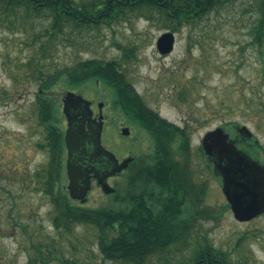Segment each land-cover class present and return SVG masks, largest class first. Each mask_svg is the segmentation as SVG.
Here are the masks:
<instances>
[{"label": "rangeland", "instance_id": "374dc122", "mask_svg": "<svg viewBox=\"0 0 264 264\" xmlns=\"http://www.w3.org/2000/svg\"><path fill=\"white\" fill-rule=\"evenodd\" d=\"M151 11L131 12L99 28H69L66 36H59L56 46L47 43L48 20L44 16L28 19L17 10L6 16L0 11V264H131L104 256L99 247L102 232L96 225L64 220L56 224L55 217L61 216L63 208L55 207V196L67 198L62 199L63 206L75 209L108 207L117 212L123 205L120 194L113 198L101 195L96 182L85 202L72 198L61 156L56 158L54 191L47 183L51 165L49 152L40 146L46 130L39 122L37 95L42 75L57 72L40 95L46 102L52 101L54 124L61 117L59 124L66 127L62 100L70 93L110 103L103 142L121 159L128 154L138 159L129 171L112 179L118 182L120 193L127 192L130 178L137 181L136 193L147 192L144 182L151 172L147 147L152 139L159 142L142 119L133 123L122 110L147 117L153 111L158 122L166 120L188 138L178 164L189 163V177L197 174L198 184H206L205 198L193 207L203 215L188 219L186 247L174 243L148 255L144 264H181L208 240L232 263L264 264V212L249 221L237 220L221 177L211 172L201 152L204 135L222 127L247 155L264 165V46L260 48L251 34L258 16L255 0H231L193 24H182L177 31L172 29L173 21L166 22L165 17ZM167 30L175 32L176 42L172 52L163 54L157 39ZM90 59L121 67L145 110L139 113L132 109L140 103L124 101L108 80L72 83L68 82V72L60 74L63 67L73 71L74 64ZM79 71L81 74L84 68ZM111 103L118 109H111ZM236 125L246 126L252 136L239 133ZM122 127H130L131 134H123ZM172 128L162 132L175 136L182 145V135ZM157 153L154 162L163 156L161 150ZM172 159H176L175 153ZM186 207L183 203L182 208ZM108 235L111 238L118 233L109 231Z\"/></svg>", "mask_w": 264, "mask_h": 264}, {"label": "trees", "instance_id": "16d2710c", "mask_svg": "<svg viewBox=\"0 0 264 264\" xmlns=\"http://www.w3.org/2000/svg\"><path fill=\"white\" fill-rule=\"evenodd\" d=\"M229 1L231 0H0V11L5 12L2 14L6 16L17 10L25 13L28 19L34 18V15L44 16L48 20L45 31L48 35L47 43L56 46L57 40L63 35L66 36V30L69 28L71 31L99 28L112 21L125 18L129 13L135 11L147 10L149 12L153 10L160 17H165L166 22L173 21L172 29L177 31L182 24H193L196 19L198 20L211 9L223 6ZM255 12L258 16L251 34L254 37V42L263 48L264 0H255ZM73 67H75L73 71L65 67L60 70L61 72L59 71L60 74L68 72V82L80 83L93 78L108 80L107 82L116 87L124 101L140 103L139 108L131 105L132 109L139 113L142 112V109L145 110L146 105L141 97L135 94V88L126 81L121 67L97 59L82 60L78 65L74 64ZM79 68H84L81 74ZM57 73L42 75L40 88L51 84L54 77H57ZM39 102H41L39 107L42 120L47 122L50 120L51 114L50 103L41 97ZM151 112L153 115L150 117L141 116L137 113L136 115L155 132L161 147L162 140L157 136V132L172 127L162 118L158 122L156 113ZM172 130L182 135L181 148L186 147L188 138L183 136V130L176 128H172ZM174 137H169V139ZM57 142L54 145L56 150ZM156 162L157 164L155 163L150 168L151 172L148 179L141 181H145L144 183L150 192L147 190V192H143L144 194L133 193L132 191H136L133 190V187L137 186V181L131 178L127 192L123 193L125 202L121 200L123 205L117 212L110 211L111 209L108 207L95 210L75 209V207L72 209L70 206H63L62 199L67 198L58 199L55 196V207L63 208L61 216L55 217L57 218L56 224L64 220L65 223L77 221L96 225L102 232L99 238V247L104 256L111 260L121 259L131 264H144L148 255L163 250L172 243L180 242L183 244L182 247H185L190 226L185 227L182 223L184 220L177 218L175 212L182 209L183 203L187 201V196L192 200L202 202L203 193L196 191L192 195L191 193L188 195L190 187L187 181L191 179L188 175L191 171L189 163H180L177 166V162L172 159L169 150L163 151V156H160ZM55 165L52 164L50 168L47 182L53 191L56 186L54 171H57V167ZM149 182L150 185H148ZM154 184L159 187V191L158 188L154 187ZM109 231H115L118 235L110 238ZM205 248L214 255L219 253V250L209 240L204 245L199 246L198 252L200 253ZM195 256L196 252L194 251L190 259L187 261L184 259L181 264H193L192 259ZM223 262L224 264H236L230 262L227 255Z\"/></svg>", "mask_w": 264, "mask_h": 264}, {"label": "water", "instance_id": "95a60500", "mask_svg": "<svg viewBox=\"0 0 264 264\" xmlns=\"http://www.w3.org/2000/svg\"><path fill=\"white\" fill-rule=\"evenodd\" d=\"M176 42L174 32H163L157 39V47L163 54L172 52ZM65 110L82 103L86 108L89 101L81 95L68 94L65 98ZM72 123L73 118L70 116ZM83 124L68 129L66 141L69 149L68 173L70 177L69 191L73 198L85 201L91 188L90 172L96 170L93 161L101 160L102 156L109 158L112 165L98 172L99 183L106 193L114 192L106 178L121 172L127 168L133 157H127L121 163L115 154L102 145V123L98 127L90 125L86 131ZM246 137L252 133L246 126L238 128ZM124 134L129 130L124 128ZM93 144V149L91 150ZM203 147L209 157H215V170L219 172L223 180V192L230 203L236 219L248 221L264 212V165L249 157L239 149L236 141L230 138L222 127L209 131L203 138ZM80 154V156H79Z\"/></svg>", "mask_w": 264, "mask_h": 264}, {"label": "flooded vegetation", "instance_id": "af4514ba", "mask_svg": "<svg viewBox=\"0 0 264 264\" xmlns=\"http://www.w3.org/2000/svg\"><path fill=\"white\" fill-rule=\"evenodd\" d=\"M43 91L44 90H42V89L40 90V92H41L40 95L44 94ZM78 95H81L83 98L90 101L89 105H88L89 107L86 108L82 103H79L75 107H72V108L70 107L69 112H67L65 110V103H64V99H63L62 103H63V108H64L63 112L65 115V118L63 119L62 123L65 122L66 127H64L62 124H59V123H61L60 122L61 117L56 118L57 120H59V123L54 120L56 125L53 122L54 117L52 116V114H50V120L47 122H45L39 118V122L41 123L42 126H44V128L46 130L45 140H44V142H42L40 144V146L45 148L49 152L48 165H51V166H52V164L57 165L56 158L61 156L62 157V160H61L62 169L66 171L68 184L70 182V177H69V173H68V160H69L70 155H69V149H68V145H67V141H66V134H67L68 129L71 127V125L78 126L80 124H83V126H84L83 128L86 131H89L90 125L95 126V128H97L99 123L101 122L102 123V135H101L102 145L106 149L111 150L103 142V135H104V132H105L106 127H107V119H108V113H109V109H110V105H109L110 103L108 105L106 102H102V101L96 103V102H94V100L91 97L89 98L84 93H81ZM47 102L51 103L52 101L49 100ZM117 103L120 104L122 102L117 101ZM111 109H113V110L118 109L117 104L111 103ZM122 111L125 114H127L126 117L128 119H130L133 123H135V122H137V120H139L138 117L133 112H131V111L126 112L124 110H122ZM70 116L73 118L72 123H71L70 118H69ZM112 121L115 122V117L112 118ZM139 126H140V128H142L147 133L150 132L147 128H144L140 123H139ZM124 128L129 130L128 135L131 134L130 133L131 132L130 127H122L121 129L123 130ZM122 130H121V132H122ZM160 135L163 136L161 138H164L166 140L165 142L161 141L162 142V148H163L162 150H164V151L169 150L171 152L172 158H173V154L175 153L176 159L178 161L176 165L179 166L180 164H178V163L182 160V151H181L182 148H181L180 142H176L175 138L169 139V137L167 135H165L162 131H160L159 137H160ZM234 140L236 141V144H238V140L236 138H234ZM56 141H58L57 142V150L54 147V145L56 144ZM91 146H92V148H91V150H92L93 144H91L90 147ZM147 148L149 149L150 153L148 155H146V157H147L148 166H149V168H151L155 164V162L153 160V156H154V159L158 156L157 149H159V148L157 146V143L154 142L153 139L149 141ZM159 151H160V149H159ZM112 152H114V151H112ZM115 155H116L117 159L119 160V163L122 162L127 157H133V160L130 161L127 168L123 169L121 172H117L116 174L108 176L106 178V182H108L116 190L114 192H111V193H106L102 187V184L99 183L98 172H99V174H101L104 169L109 168L112 165V162H110L108 157L102 156L101 160H96V161L90 162V163H93L95 165L96 170L90 172L91 188H90L89 192L91 191V189L93 187L92 186L93 182H96L97 183L96 187L101 191V195H105V196H109V197L113 198V197H116L117 195L120 194L121 200H122V199H124V195H123V193H120L118 182L117 181L112 182V179H117L121 174H123V172H125L127 170L129 171V168L133 167L136 164L138 159H137V156H135L133 154H128L126 157H124L122 159L116 153H115ZM79 156H80V154H79ZM204 156L206 157L205 159L208 161L207 167L211 170V172L213 174L220 176V173L214 169L216 158L215 157H209L208 155H204ZM130 180H131V178H130ZM198 181H199V179H197V174L195 175V177L193 179H189V181H187V184L190 187L188 195L190 193L192 195V193H195L196 191H199V192L201 191L203 193V197H204V194H206V184L203 183V184L199 185ZM138 186H140V185H138ZM201 188H202V190H201ZM133 190H135L134 187H133ZM89 192H88V194H89ZM132 192L136 193L134 191H132ZM148 192H150V191L148 190ZM87 199H89L88 195H87ZM122 201H124V200H122ZM81 202H83V201H81ZM185 203L187 204V207L185 208V210H184V208H182L179 212H175V216L177 218H179L180 220L185 219L182 223L186 227L187 225H190V222L188 221V219L189 220L197 219L199 217V214L201 215L202 213L196 212L195 210H193L194 206H196V207L198 206L199 201L192 200L189 198V196H187V201H185ZM181 218H183V219H181ZM172 244H174V243H172ZM200 245H202V244H199L197 246V248L195 249L196 256L192 259L193 264H212V263L224 264L223 260L225 259V256H226L225 252L219 251V253L217 255H214L213 253L207 251V248H205L199 253L198 250H199ZM186 246H187V241H186L185 247Z\"/></svg>", "mask_w": 264, "mask_h": 264}]
</instances>
